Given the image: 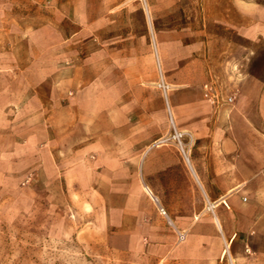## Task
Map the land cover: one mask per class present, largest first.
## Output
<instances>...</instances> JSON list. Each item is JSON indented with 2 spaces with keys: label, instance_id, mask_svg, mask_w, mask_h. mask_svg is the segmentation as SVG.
Listing matches in <instances>:
<instances>
[{
  "label": "crops",
  "instance_id": "1",
  "mask_svg": "<svg viewBox=\"0 0 264 264\" xmlns=\"http://www.w3.org/2000/svg\"><path fill=\"white\" fill-rule=\"evenodd\" d=\"M217 4L227 12L212 26L222 32L208 38L160 25L153 39L126 45L97 37L69 100L62 59L45 68L23 37L34 0H0V158L27 159L37 174H79L97 192L92 175L111 159V173L131 181L112 185L118 252L167 256L207 239L213 253L225 245L264 256V1Z\"/></svg>",
  "mask_w": 264,
  "mask_h": 264
},
{
  "label": "rangeland",
  "instance_id": "2",
  "mask_svg": "<svg viewBox=\"0 0 264 264\" xmlns=\"http://www.w3.org/2000/svg\"><path fill=\"white\" fill-rule=\"evenodd\" d=\"M203 1L34 0L33 12L23 14V37L35 40L33 49L45 68L53 57L62 59L58 69L69 71L70 100L77 94L71 89L76 71L94 57L102 34L106 41L126 45L131 38L153 39L159 25L169 31L184 28L194 36L203 32L205 38L222 32L213 26L227 12L217 3L227 0H207L208 6ZM26 48L31 53L32 47ZM262 50L264 54V46ZM175 143L184 155L182 143ZM185 150L187 160L191 149ZM28 162L0 158V264H264V256L236 254L225 245L213 253L207 239H187L167 256L118 252L107 220L119 203L111 196L112 185H129L128 174L111 173V159L96 160L99 171L92 176L100 185L97 192L80 185L79 174H37ZM83 176L92 180L89 174Z\"/></svg>",
  "mask_w": 264,
  "mask_h": 264
},
{
  "label": "built area",
  "instance_id": "3",
  "mask_svg": "<svg viewBox=\"0 0 264 264\" xmlns=\"http://www.w3.org/2000/svg\"><path fill=\"white\" fill-rule=\"evenodd\" d=\"M229 102H232V99H229ZM181 136H182V135H181ZM177 137H178V135H177ZM182 137H183V136H182ZM182 137H181V138L178 137L180 143H182V142H181ZM181 149H182L184 155H187V154H186V150H185L183 144H181ZM161 214H162L164 217H166V218L168 217V214H167V212H166L164 209H161ZM181 240H182V238H181Z\"/></svg>",
  "mask_w": 264,
  "mask_h": 264
},
{
  "label": "bare ground",
  "instance_id": "4",
  "mask_svg": "<svg viewBox=\"0 0 264 264\" xmlns=\"http://www.w3.org/2000/svg\"><path fill=\"white\" fill-rule=\"evenodd\" d=\"M218 15H219V14H218ZM217 17H218V16H217ZM217 22H218V21H217ZM225 26H226V25H225ZM221 36H222V35H221ZM225 37H226V36H225ZM223 38H224V37H223ZM223 40H224V39H223ZM213 56H214V55H213ZM189 163H190V160H189ZM144 187H145V186H144ZM148 192H150V191H148ZM153 198H154V197H153ZM153 201H157V199H155V198H154V200H153ZM159 201H160V200H159ZM214 207H215V205H214ZM214 207H213V208H214ZM170 220H171V219H170ZM183 240H185V238H184V237H183Z\"/></svg>",
  "mask_w": 264,
  "mask_h": 264
}]
</instances>
